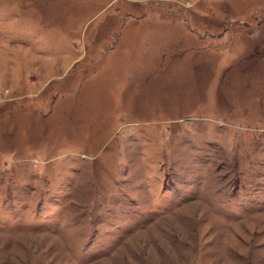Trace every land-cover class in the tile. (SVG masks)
I'll list each match as a JSON object with an SVG mask.
<instances>
[{
  "label": "rangeland",
  "instance_id": "obj_1",
  "mask_svg": "<svg viewBox=\"0 0 264 264\" xmlns=\"http://www.w3.org/2000/svg\"><path fill=\"white\" fill-rule=\"evenodd\" d=\"M0 264H264V0H0Z\"/></svg>",
  "mask_w": 264,
  "mask_h": 264
}]
</instances>
